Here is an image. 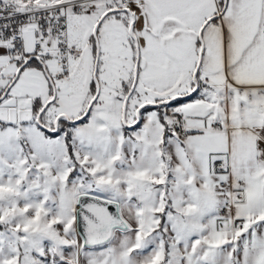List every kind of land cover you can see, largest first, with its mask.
<instances>
[{
    "label": "snow or ice",
    "instance_id": "obj_1",
    "mask_svg": "<svg viewBox=\"0 0 264 264\" xmlns=\"http://www.w3.org/2000/svg\"><path fill=\"white\" fill-rule=\"evenodd\" d=\"M0 264H264V0H0Z\"/></svg>",
    "mask_w": 264,
    "mask_h": 264
}]
</instances>
